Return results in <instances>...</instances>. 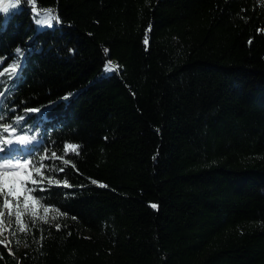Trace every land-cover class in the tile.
Segmentation results:
<instances>
[{
  "label": "trees",
  "instance_id": "16d2710c",
  "mask_svg": "<svg viewBox=\"0 0 264 264\" xmlns=\"http://www.w3.org/2000/svg\"><path fill=\"white\" fill-rule=\"evenodd\" d=\"M34 6L59 22L0 11V123L36 136L27 187L59 218L0 264H264V0Z\"/></svg>",
  "mask_w": 264,
  "mask_h": 264
},
{
  "label": "snow or ice",
  "instance_id": "6c2138e0",
  "mask_svg": "<svg viewBox=\"0 0 264 264\" xmlns=\"http://www.w3.org/2000/svg\"><path fill=\"white\" fill-rule=\"evenodd\" d=\"M21 0H8L5 3V0H0V11L7 13L10 8H15L20 5ZM25 4L33 5V12L36 13V23L38 25H47L48 27L52 26V21L55 20L59 22V17L53 13L52 9H46L41 11H37L35 8V0H23ZM147 42V41H145ZM105 53L107 54V49H105ZM16 54L18 57L22 58L24 53L23 50L17 48ZM19 68V61L14 62L9 66V68L4 71H0V76H4L6 73L10 72L11 75L16 73V70ZM106 71L114 70L109 61V64L106 65ZM11 78V76H10ZM5 81L0 80V84H4ZM4 96V92L0 91V97ZM27 111L33 112L38 111V109H28ZM24 119L22 116H16L12 122L8 123H0V153H4L3 156H0V195L4 196L2 201V207L9 209L8 215H12V208H16V220L15 222L9 221V224H17L19 225V231H25L27 229V225L22 222V213L19 211L21 205V196H23V207L24 209H33L31 215L34 217L36 215V210L41 206L42 201L40 198L34 197L32 195L33 192L39 190H46L44 187L35 188V187H27L30 183L32 185L43 184L45 179V165L42 163L44 159H47V156L39 157L38 162L33 163L28 156L18 155L16 153L22 152L24 148L30 145L33 141L36 140L35 135H27V134H18L20 122ZM4 120V117L0 115V122ZM28 132H31V129H28ZM13 145H19V148H13ZM65 150L71 149L75 151L78 148V145H65ZM51 157L56 158V153L52 152ZM59 171H63V168H60ZM34 174L36 177L40 179L37 180L34 178ZM47 182L49 185L57 184L59 185L61 182L59 180L53 179L51 176L47 177ZM95 183V181H93ZM63 186L68 187L67 181H63ZM6 193V194H5ZM11 198V199H10ZM11 200H15V204L11 202ZM155 207V205H152ZM49 208L44 207V212L47 213ZM4 213L0 211V217H2ZM2 223V222H0ZM34 226V221H33ZM59 228V225H57ZM15 234V229H13V235ZM3 243V241H0Z\"/></svg>",
  "mask_w": 264,
  "mask_h": 264
},
{
  "label": "rangeland",
  "instance_id": "374dc122",
  "mask_svg": "<svg viewBox=\"0 0 264 264\" xmlns=\"http://www.w3.org/2000/svg\"><path fill=\"white\" fill-rule=\"evenodd\" d=\"M13 148H19L20 146L19 145H13L12 146ZM18 155H24L26 154V152L24 151V149L22 150V152L20 153H16ZM4 153H0V156H3ZM6 194V193H5ZM0 211H2L4 213V215L2 217H0V241H3L5 243L8 242V239H10L13 235V229H19V225L13 223V224H9V221H13L15 222L16 220V211L17 209L14 207L11 209L12 211V215H8L9 213V209H6V208H3L2 207V201L4 199V196L2 195L0 197ZM11 199V198H10ZM23 196H21V205H20V208H19V211L22 213V222L24 220V218H27V219H33V220H36V219H39V220H42L44 222H47V223H52L54 222L55 220H57L59 218V215L49 209V211L47 213L44 212V209L40 206L38 210H36V215L33 217L31 215V212L33 211V209L29 208V209H24L23 207ZM11 202L13 204H15V200H11Z\"/></svg>",
  "mask_w": 264,
  "mask_h": 264
}]
</instances>
